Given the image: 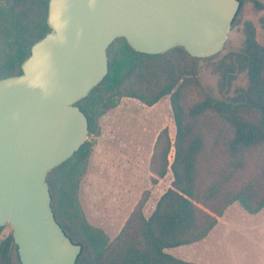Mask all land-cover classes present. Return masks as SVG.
Listing matches in <instances>:
<instances>
[{"label":"trees","instance_id":"obj_1","mask_svg":"<svg viewBox=\"0 0 264 264\" xmlns=\"http://www.w3.org/2000/svg\"><path fill=\"white\" fill-rule=\"evenodd\" d=\"M48 3L0 0V78L21 74L32 45L50 30ZM245 36L246 51L226 55L247 67L251 81L250 96L234 101L203 87L200 64L210 59L193 57L182 46L145 54L123 37L109 46L107 75L77 102L88 118L89 135L99 132L100 118L122 98L153 106L169 97L175 137L167 128L159 132L150 171L153 185L168 173L172 181L149 216L147 192L110 240L87 221L77 196L94 142L87 139L52 170L48 181L56 218L72 223L93 246L87 264H195L168 250L205 239L234 203L250 214L264 208V44L250 25ZM7 226L0 227V264H20L13 230L2 236Z\"/></svg>","mask_w":264,"mask_h":264},{"label":"water","instance_id":"obj_2","mask_svg":"<svg viewBox=\"0 0 264 264\" xmlns=\"http://www.w3.org/2000/svg\"><path fill=\"white\" fill-rule=\"evenodd\" d=\"M239 0H49L50 30L21 74L0 78V227L9 225L20 264H77L82 245L56 218L49 173L90 134L77 102L107 75V50L125 38L162 54H220Z\"/></svg>","mask_w":264,"mask_h":264},{"label":"rangeland","instance_id":"obj_3","mask_svg":"<svg viewBox=\"0 0 264 264\" xmlns=\"http://www.w3.org/2000/svg\"><path fill=\"white\" fill-rule=\"evenodd\" d=\"M241 1L224 50L200 64L203 87L225 101L250 96L247 67L226 57L231 52L246 51L247 25L254 28L256 40L264 44V0ZM223 74L227 77L223 78ZM164 128L174 139L176 128L169 97L153 106L122 98L118 106L100 118L99 132L88 136L95 145L80 181L78 201L87 221L102 229L110 240L121 231L147 192L144 214L149 216L171 185V173L158 184L151 183L150 160L156 138ZM173 152L172 149L171 157ZM60 224L75 243L82 245L78 264H87L95 253L93 246L72 223L61 219ZM10 231L8 225L2 236ZM168 252L195 264H264V208L250 214L234 203L205 239Z\"/></svg>","mask_w":264,"mask_h":264},{"label":"flooded vegetation","instance_id":"obj_4","mask_svg":"<svg viewBox=\"0 0 264 264\" xmlns=\"http://www.w3.org/2000/svg\"><path fill=\"white\" fill-rule=\"evenodd\" d=\"M240 1V7H239V10H238V12L240 11V9H241V6H242V1L241 0H239ZM238 14V13H237ZM233 25V24H232ZM226 45V44H225ZM225 48V47H224Z\"/></svg>","mask_w":264,"mask_h":264}]
</instances>
